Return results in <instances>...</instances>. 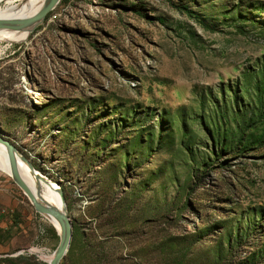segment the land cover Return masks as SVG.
<instances>
[{
	"label": "rangeland",
	"instance_id": "1",
	"mask_svg": "<svg viewBox=\"0 0 264 264\" xmlns=\"http://www.w3.org/2000/svg\"><path fill=\"white\" fill-rule=\"evenodd\" d=\"M263 91L264 0H59L0 40V136L59 185L60 264H264ZM0 228V264L59 242L1 169Z\"/></svg>",
	"mask_w": 264,
	"mask_h": 264
},
{
	"label": "bare ground",
	"instance_id": "2",
	"mask_svg": "<svg viewBox=\"0 0 264 264\" xmlns=\"http://www.w3.org/2000/svg\"><path fill=\"white\" fill-rule=\"evenodd\" d=\"M48 0H5V5L0 6V19L1 20H20L30 18L36 15L39 10L46 4ZM41 21H37L27 28L14 30L8 28H0V40H17L24 41L27 39L28 34ZM18 171L21 178L25 181L27 186L35 194V196L43 202H46L59 209H66V205L61 201L58 194L59 185L50 180L46 175L38 172L29 162H27L19 153L16 154ZM0 169L7 175L11 176V168L9 163L7 147L0 143ZM52 224L58 233H60V225L53 218L45 216ZM37 249V248H36ZM33 251L38 252V250ZM39 255L47 262L51 259L52 254L45 255L39 252ZM45 260V261H46Z\"/></svg>",
	"mask_w": 264,
	"mask_h": 264
},
{
	"label": "water",
	"instance_id": "3",
	"mask_svg": "<svg viewBox=\"0 0 264 264\" xmlns=\"http://www.w3.org/2000/svg\"><path fill=\"white\" fill-rule=\"evenodd\" d=\"M58 2L59 0H48L46 4L39 10V12L30 18H25L20 20L0 19V28H8L14 30L27 28L30 25L34 24L35 22L41 21L47 14V12L53 9V7ZM0 143L7 147L9 163L11 168V177L13 181L27 196L30 203L34 207V210L44 216L53 217L60 225V233L57 232L59 235L58 245L54 250V252L52 253L51 259L47 262V264H60L62 258L65 256L69 248L72 237V224L67 214V210L59 209L55 206H52L38 199L19 174L17 158H16V154H18V151L15 148V145L8 139L4 138L3 136H0ZM58 194L60 196L61 201L64 202L62 197V192L59 188H58Z\"/></svg>",
	"mask_w": 264,
	"mask_h": 264
},
{
	"label": "trees",
	"instance_id": "4",
	"mask_svg": "<svg viewBox=\"0 0 264 264\" xmlns=\"http://www.w3.org/2000/svg\"><path fill=\"white\" fill-rule=\"evenodd\" d=\"M260 97L261 98H263L262 100H264V91H263V93L262 94H260ZM1 232H2V230H1V228H0V234H1ZM6 232V231H5ZM66 260V255L62 258V262H64Z\"/></svg>",
	"mask_w": 264,
	"mask_h": 264
}]
</instances>
